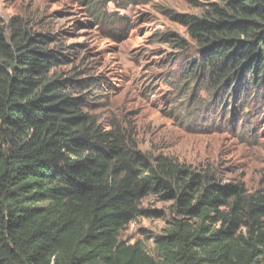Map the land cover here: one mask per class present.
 I'll list each match as a JSON object with an SVG mask.
<instances>
[{
    "label": "trees",
    "instance_id": "16d2710c",
    "mask_svg": "<svg viewBox=\"0 0 264 264\" xmlns=\"http://www.w3.org/2000/svg\"><path fill=\"white\" fill-rule=\"evenodd\" d=\"M188 1L198 13L166 9L194 48L183 79L238 122L228 106L264 100V0ZM97 4L94 16L122 32L124 17ZM25 18L0 16V264H264V180L249 190L104 126L91 113L97 81L59 69L69 61L56 37ZM148 197L170 203L150 251L119 238L138 217L164 216Z\"/></svg>",
    "mask_w": 264,
    "mask_h": 264
},
{
    "label": "rangeland",
    "instance_id": "374dc122",
    "mask_svg": "<svg viewBox=\"0 0 264 264\" xmlns=\"http://www.w3.org/2000/svg\"><path fill=\"white\" fill-rule=\"evenodd\" d=\"M90 2L0 0V16L40 19L35 28L55 36V46L68 57L69 62L59 69L68 72L76 67L81 77L97 81L90 96L91 113L104 126L115 123L128 129L141 151L170 155L195 167L213 165L224 180L242 182L249 190L258 188L264 180V100L260 94L244 103L242 113L240 102L228 106L226 118L230 112L234 119L240 118L232 122L223 119V107L212 104L204 90L193 97L192 83L183 79L194 48L184 27L166 9L198 13L197 8L188 0H153L141 5L97 0L101 10L124 17L122 32L114 35L94 16ZM168 32L185 40L181 48L161 42L159 35ZM244 118L251 123L241 125ZM169 204L145 199V207L162 210L164 216L138 217L119 238L139 241L150 251L152 236L166 225Z\"/></svg>",
    "mask_w": 264,
    "mask_h": 264
}]
</instances>
